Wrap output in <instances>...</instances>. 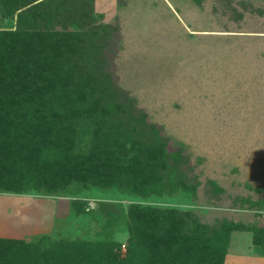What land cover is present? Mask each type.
<instances>
[{"label": "rangeland", "instance_id": "obj_1", "mask_svg": "<svg viewBox=\"0 0 264 264\" xmlns=\"http://www.w3.org/2000/svg\"><path fill=\"white\" fill-rule=\"evenodd\" d=\"M5 12L0 30L14 29L18 11ZM89 17L88 28L101 23L87 37L94 81L161 129L195 190L142 197L72 182L53 195L0 192V237L40 246L110 238L123 255L132 203L191 211L210 226L264 227V0H93ZM107 25L112 31H103ZM87 128L81 122L82 152L90 147ZM230 241L224 264H264L249 263L264 257L250 231L235 229Z\"/></svg>", "mask_w": 264, "mask_h": 264}, {"label": "trees", "instance_id": "obj_2", "mask_svg": "<svg viewBox=\"0 0 264 264\" xmlns=\"http://www.w3.org/2000/svg\"><path fill=\"white\" fill-rule=\"evenodd\" d=\"M1 9L18 11V20L0 30V192L53 195L72 182L142 197L195 190L181 152L168 149L161 129L94 81L87 37L101 23L88 28L93 0H0ZM74 20L78 29L68 27ZM81 122L91 135L85 152L76 149ZM127 229L123 255L110 238L40 246L0 237V264H224L235 229L250 231L264 252V227L227 220L210 226L191 211L132 203Z\"/></svg>", "mask_w": 264, "mask_h": 264}, {"label": "crops", "instance_id": "obj_3", "mask_svg": "<svg viewBox=\"0 0 264 264\" xmlns=\"http://www.w3.org/2000/svg\"><path fill=\"white\" fill-rule=\"evenodd\" d=\"M262 258H264V257H258V256H256V257H253V256H250V258H248V260H249V263H251V261H254V262H259V263H261L259 260L260 259H262ZM226 262V261H225ZM240 263H242V264H244L245 263V261H243V262H240ZM239 264V263H238Z\"/></svg>", "mask_w": 264, "mask_h": 264}]
</instances>
